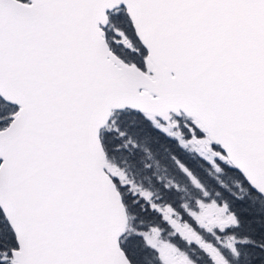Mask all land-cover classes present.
<instances>
[{
    "label": "snow or ice",
    "instance_id": "6c2138e0",
    "mask_svg": "<svg viewBox=\"0 0 264 264\" xmlns=\"http://www.w3.org/2000/svg\"><path fill=\"white\" fill-rule=\"evenodd\" d=\"M0 264H264V0H0Z\"/></svg>",
    "mask_w": 264,
    "mask_h": 264
}]
</instances>
